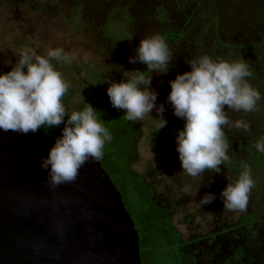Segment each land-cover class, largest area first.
<instances>
[{
	"label": "rangeland",
	"instance_id": "374dc122",
	"mask_svg": "<svg viewBox=\"0 0 264 264\" xmlns=\"http://www.w3.org/2000/svg\"><path fill=\"white\" fill-rule=\"evenodd\" d=\"M170 29L184 30L185 37L169 46L174 55L169 72L152 73V87L159 92L157 104L165 103L168 123L156 132L152 117L136 122L141 134L130 167L147 180L154 178L155 197L174 208L172 223L182 240H188L234 225L245 214L224 210L220 194L228 180L232 182L243 171L244 164L250 165L255 187L246 213H254L258 221L249 230L218 234L189 251H197V264H222L238 245H244L255 263L261 264L264 154L254 145L264 136V0H0V71H10L11 65L5 62L15 64L28 49L40 55L50 48L62 49L67 59L57 63V68L71 84L65 99L69 109L87 102L106 112L112 106L107 95L109 85L103 81L110 77L119 82L125 71H140L144 66L129 63L135 51L111 45L107 31L122 36L125 45L139 46L142 38L156 33L163 36ZM205 53L213 58L247 61L253 71L248 82L260 91L262 100L257 111L229 113L232 121H247L251 131L225 130L230 160L220 166L221 173L192 178L182 171L176 151L175 135L183 129L184 121L173 114L166 99L171 90L169 81L190 71L188 62ZM151 115L156 117L155 110ZM208 193L215 194L216 199L201 207L199 200Z\"/></svg>",
	"mask_w": 264,
	"mask_h": 264
},
{
	"label": "clouds",
	"instance_id": "9594fccd",
	"mask_svg": "<svg viewBox=\"0 0 264 264\" xmlns=\"http://www.w3.org/2000/svg\"><path fill=\"white\" fill-rule=\"evenodd\" d=\"M66 59L59 48H50L45 55L28 49L15 64L11 60L5 62L11 65L10 71H0V130L27 135L63 124L62 134L55 139L48 156L40 160L41 168L48 171L47 183L51 188L75 182L80 169L88 162L102 160L106 144L113 141L101 119L102 113L90 103L84 100L82 109H69L65 103L71 84L58 70L57 63ZM173 59L165 38L156 33L141 39L128 62L142 63L151 73L166 75ZM188 64L190 71L169 81L171 90L166 103L184 121L183 129H178L175 135L182 171L199 178L205 173H221L220 166L230 160L226 129L251 131L247 121H232L229 113L259 110L262 94L248 82L253 71L243 58L225 60L205 53ZM103 83L109 85L111 106L124 110L128 121L135 123L150 116L156 122V132L167 126L165 103L157 104L159 92L152 87V74L125 71L121 81L109 77ZM153 110L156 117L151 115ZM254 146L259 154H264V136ZM210 184L209 178L207 186ZM254 187L251 166L244 164L243 171L232 182L228 180L220 194L223 209L246 213ZM215 199V194L208 193L199 200L200 206Z\"/></svg>",
	"mask_w": 264,
	"mask_h": 264
},
{
	"label": "water",
	"instance_id": "95a60500",
	"mask_svg": "<svg viewBox=\"0 0 264 264\" xmlns=\"http://www.w3.org/2000/svg\"><path fill=\"white\" fill-rule=\"evenodd\" d=\"M56 138L0 130V264H142L134 220L100 160L73 183L48 185L40 160Z\"/></svg>",
	"mask_w": 264,
	"mask_h": 264
},
{
	"label": "trees",
	"instance_id": "16d2710c",
	"mask_svg": "<svg viewBox=\"0 0 264 264\" xmlns=\"http://www.w3.org/2000/svg\"><path fill=\"white\" fill-rule=\"evenodd\" d=\"M106 37L111 45L124 51H135L138 47L123 44L122 36L112 30L107 31ZM163 37L170 46L182 40L185 32L170 29L163 33ZM140 71L146 76L152 74L146 65ZM69 94L70 91L64 100ZM91 105L102 113L101 119L113 136V141L106 144L103 159L100 161L121 192L123 202L134 220L139 234L142 264H197V251H189L190 247L205 240L212 241L218 234L249 230L258 221L254 213H245L237 223L222 227L218 232L182 240L180 232L172 223L174 208L155 197L154 178L147 180L130 167L136 156L137 142L141 134L138 124L128 121L124 110L112 107L109 111L102 112L94 104ZM41 129L48 135L59 137L63 124L55 128ZM248 249L244 245H238L222 264H256ZM261 264H264V260Z\"/></svg>",
	"mask_w": 264,
	"mask_h": 264
}]
</instances>
